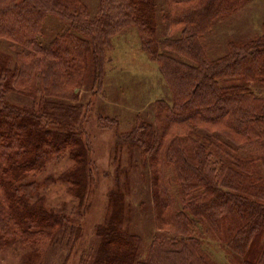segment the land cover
Masks as SVG:
<instances>
[{"label": "trees", "instance_id": "1", "mask_svg": "<svg viewBox=\"0 0 264 264\" xmlns=\"http://www.w3.org/2000/svg\"><path fill=\"white\" fill-rule=\"evenodd\" d=\"M214 1L0 0V263L44 264L61 247L62 264H264V23L211 57L207 38L247 2ZM133 29L166 89L152 119L114 132L126 178L87 238L83 120L96 110L67 103L102 91L107 53ZM135 170L149 189L137 206ZM58 186L67 196L52 201Z\"/></svg>", "mask_w": 264, "mask_h": 264}, {"label": "rangeland", "instance_id": "2", "mask_svg": "<svg viewBox=\"0 0 264 264\" xmlns=\"http://www.w3.org/2000/svg\"><path fill=\"white\" fill-rule=\"evenodd\" d=\"M87 2L91 11L95 12L94 3ZM214 4L213 11H216L219 5L218 0H215ZM263 23L264 0H247L241 10L231 19L218 22L219 27L216 32L207 38L210 40V37H214L216 40L211 44L214 50L211 57H220L226 49L228 39L246 41L261 35ZM107 57L102 91H98V86L92 85L90 88H86L87 99H83L81 96L82 100L79 103H67L71 107L84 103L85 110L87 108L91 110L92 107L96 110L93 113L89 112L84 120L85 114L82 115V120L85 122L84 132L89 134V140L86 138L85 140L89 144L92 161L95 165L93 177L95 190L91 205L87 208L88 218L84 221L87 238H92L96 226L105 221L109 207L108 191L115 187V176H118L123 164H128L127 156H122V161L119 158L115 161L113 159L114 132L129 131L135 118L139 115L152 119V103L162 98L166 89L158 72L157 64L152 62L141 48L139 33L136 29L115 38L114 46L108 51ZM262 86L261 94H264V83ZM254 87L255 84L249 86L252 91L256 92ZM88 102L90 107H88ZM141 109H143L141 113H136ZM96 113L102 114L100 116L117 118L120 125L117 129L112 130L104 128L99 123ZM65 164L59 165V168L64 170ZM120 176L122 180L126 178L123 172H120ZM130 179L134 192L140 186L144 192L140 197L133 199L135 201L132 200L133 204L137 206L141 200L149 198L148 185L144 183L143 177L137 170L133 172ZM66 191L67 188L58 186L48 194L52 201H60V199L64 200ZM65 252L61 247L54 249L44 264H62ZM68 264L76 263L69 261Z\"/></svg>", "mask_w": 264, "mask_h": 264}]
</instances>
